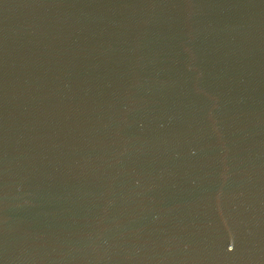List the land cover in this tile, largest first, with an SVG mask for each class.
I'll return each instance as SVG.
<instances>
[{"label":"water","instance_id":"95a60500","mask_svg":"<svg viewBox=\"0 0 264 264\" xmlns=\"http://www.w3.org/2000/svg\"><path fill=\"white\" fill-rule=\"evenodd\" d=\"M0 264H264V0H0Z\"/></svg>","mask_w":264,"mask_h":264}]
</instances>
